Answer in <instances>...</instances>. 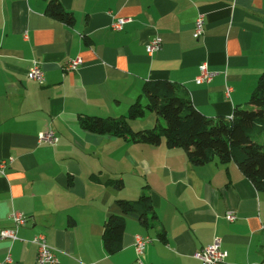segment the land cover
<instances>
[{"label":"crops","instance_id":"1","mask_svg":"<svg viewBox=\"0 0 264 264\" xmlns=\"http://www.w3.org/2000/svg\"><path fill=\"white\" fill-rule=\"evenodd\" d=\"M48 1L0 0V158L12 159L0 175V230L12 227V212L27 218L17 240L0 239V262L9 254L14 264H36L37 235L58 264H202L195 253L215 238L225 264L263 262L264 192L234 162L195 166L180 148L88 133L77 120L126 116L145 103L148 80L183 88L203 116L231 117L264 75V0H57L72 25L48 16ZM117 19L126 20L119 32L110 29ZM156 37L162 45L150 56ZM75 58L76 71L62 70ZM34 62L41 83L27 76ZM202 64L218 74L208 84L194 82ZM155 122L147 111L128 120L131 131ZM48 130L57 143H38ZM142 193L155 219L146 228L124 215L122 249L109 255L104 221L122 215L117 201ZM135 236L150 239L140 254Z\"/></svg>","mask_w":264,"mask_h":264},{"label":"trees","instance_id":"2","mask_svg":"<svg viewBox=\"0 0 264 264\" xmlns=\"http://www.w3.org/2000/svg\"><path fill=\"white\" fill-rule=\"evenodd\" d=\"M57 0H49L45 13L53 19L72 25L73 16ZM243 106L235 107L230 120L222 117L208 118L190 103L184 89L169 81L144 83L140 99L129 105L126 116L98 118L82 116L78 123L88 133L121 138L135 144L158 146L163 142L168 149L180 148L188 161L201 166L211 162H234L255 189L264 192V75L254 86ZM152 113L156 122L153 128L131 131L128 120ZM163 120L164 126L159 124ZM106 184L121 190L123 184L109 180ZM122 215H111L103 224L102 243L109 255L122 249L124 215L135 214L144 227L155 219L150 196L140 194L136 201H117ZM164 233L162 232V235Z\"/></svg>","mask_w":264,"mask_h":264},{"label":"built area","instance_id":"3","mask_svg":"<svg viewBox=\"0 0 264 264\" xmlns=\"http://www.w3.org/2000/svg\"><path fill=\"white\" fill-rule=\"evenodd\" d=\"M125 19H117L114 21L111 25V28L113 31L119 32L123 28V25L125 24ZM204 17L203 15H199L197 19L194 22V31H193V37L195 39H198L203 34L204 30ZM161 40L156 37L154 40H151L150 43L146 46V54L152 55L153 52H156L160 50L161 48ZM82 64L81 59L75 58L72 60H69L64 68L65 72H72L76 71L77 68ZM218 75L216 72H211L207 69L206 64H202L199 66V73L197 76H195L194 82L196 84H208L210 83L215 77ZM27 76L32 81L41 83L43 80V73L40 71L39 64L37 62H34L32 67L29 69ZM231 89L227 88L225 89V93L229 94ZM232 117V116H231ZM231 117L227 118L228 120L231 119ZM37 142L42 144H50L53 145L57 143L58 138L55 135L53 131H44L41 134H38ZM12 161V159H2L0 158V175L4 173V170L8 166V164ZM226 219L229 222H233L236 217L235 213L233 211H228L226 213ZM26 216H24L21 213L12 212L11 214V221H12V227L8 229H2L0 230V239H9L11 241L17 240V230L26 223ZM43 235H37L33 237L32 243H34L37 246V258H36V264H58V260L56 258V255L52 248H50L45 241V238H43ZM150 239L143 238L141 236H135L134 239V249L137 254H140L143 249L145 248V245L149 243ZM221 239L215 238L212 243H210L209 246L201 249L200 251L195 253V258H197L202 264H225L227 253L222 249L221 246ZM0 264H14L12 261L10 255L8 254L5 259L0 262ZM83 264V263H81ZM258 264V263H257ZM259 264H264L263 262H260Z\"/></svg>","mask_w":264,"mask_h":264}]
</instances>
